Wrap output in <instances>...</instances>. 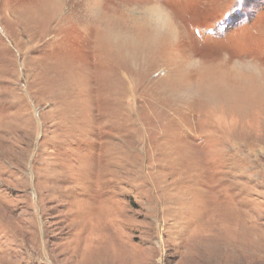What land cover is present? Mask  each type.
Instances as JSON below:
<instances>
[{"label": "rangeland", "instance_id": "374dc122", "mask_svg": "<svg viewBox=\"0 0 264 264\" xmlns=\"http://www.w3.org/2000/svg\"><path fill=\"white\" fill-rule=\"evenodd\" d=\"M123 2L0 0V264H264V0H164L135 65Z\"/></svg>", "mask_w": 264, "mask_h": 264}, {"label": "clouds", "instance_id": "9594fccd", "mask_svg": "<svg viewBox=\"0 0 264 264\" xmlns=\"http://www.w3.org/2000/svg\"><path fill=\"white\" fill-rule=\"evenodd\" d=\"M100 24L109 47L133 65L146 49L172 45L179 36L175 12L164 0H124L119 9L104 10ZM229 58L227 52L222 53V62ZM202 63L200 58H189L184 62V71L198 72ZM233 71L264 77V63L254 58L234 62Z\"/></svg>", "mask_w": 264, "mask_h": 264}]
</instances>
